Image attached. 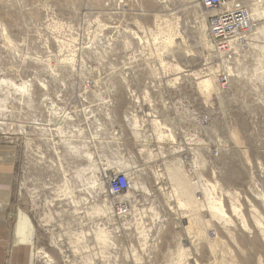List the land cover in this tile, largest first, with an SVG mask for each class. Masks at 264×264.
<instances>
[{
  "label": "rangeland",
  "instance_id": "rangeland-1",
  "mask_svg": "<svg viewBox=\"0 0 264 264\" xmlns=\"http://www.w3.org/2000/svg\"><path fill=\"white\" fill-rule=\"evenodd\" d=\"M240 1L225 40L201 0H0L8 255L264 264V0Z\"/></svg>",
  "mask_w": 264,
  "mask_h": 264
},
{
  "label": "built area",
  "instance_id": "built-area-1",
  "mask_svg": "<svg viewBox=\"0 0 264 264\" xmlns=\"http://www.w3.org/2000/svg\"><path fill=\"white\" fill-rule=\"evenodd\" d=\"M201 3L211 11L210 33L216 38L226 40L253 27L251 13L240 0H201ZM224 47L222 46V48ZM221 81L225 83L227 81L226 76L222 77ZM127 187L128 180L124 175H120L108 183L111 194H118ZM118 211H125V205L120 204Z\"/></svg>",
  "mask_w": 264,
  "mask_h": 264
},
{
  "label": "crops",
  "instance_id": "crops-1",
  "mask_svg": "<svg viewBox=\"0 0 264 264\" xmlns=\"http://www.w3.org/2000/svg\"><path fill=\"white\" fill-rule=\"evenodd\" d=\"M11 182V174H9L6 167L0 164V264H23V246L14 247L10 255L7 253L8 231L4 213L7 200L10 198ZM17 233L20 241H26L33 235L32 229L28 224V217L24 214L21 215Z\"/></svg>",
  "mask_w": 264,
  "mask_h": 264
},
{
  "label": "bare ground",
  "instance_id": "bare-ground-1",
  "mask_svg": "<svg viewBox=\"0 0 264 264\" xmlns=\"http://www.w3.org/2000/svg\"><path fill=\"white\" fill-rule=\"evenodd\" d=\"M206 83H208V81H207ZM109 195H112V194H111V193H109Z\"/></svg>",
  "mask_w": 264,
  "mask_h": 264
}]
</instances>
